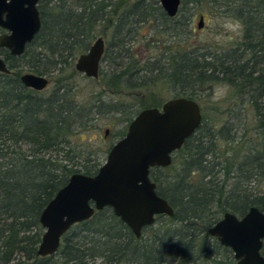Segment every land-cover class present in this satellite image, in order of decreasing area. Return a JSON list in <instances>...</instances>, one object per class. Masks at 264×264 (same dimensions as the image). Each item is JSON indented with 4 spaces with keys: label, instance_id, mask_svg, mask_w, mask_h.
<instances>
[{
    "label": "trees",
    "instance_id": "16d2710c",
    "mask_svg": "<svg viewBox=\"0 0 264 264\" xmlns=\"http://www.w3.org/2000/svg\"><path fill=\"white\" fill-rule=\"evenodd\" d=\"M230 2L246 25L243 49L228 51L224 57L199 54L195 49L178 50L165 64L154 61L150 71L186 88L187 83L224 82L238 89L241 102L247 101L255 111L259 139L246 153L243 145L234 150L235 146L227 144L236 145V135L224 133L230 126L218 127L203 118L175 153L171 165L151 168L157 192L175 210L173 216L166 217L174 224L155 230L146 239L145 228L137 238L111 207H105L72 226L62 239L56 253L59 256L38 257L42 210L73 173L94 175L101 166L100 161L90 163L91 159L80 166L61 163L50 155L70 143L84 126L80 106L62 75L64 69H73L74 61L89 50L101 26L104 31L111 29V36L116 38L131 32L134 19L146 21L156 14L159 26L170 24L172 33L179 36L192 16L189 11L178 19L183 13L181 5L178 14L169 17L159 0L40 1L41 30L25 52L13 56L0 47L10 69L9 73L0 72V264L8 263L15 252L36 258L35 264H96L99 258L103 264H195L205 250L202 238L208 237V228L222 214L230 211L243 216L251 206L264 211V186L258 188L264 183V0ZM25 68L59 83L50 90L27 88L20 78ZM131 68L130 64L117 72L116 84L133 75ZM141 84L133 82L131 86ZM190 89L182 96L196 100V90ZM149 107H161L160 102L140 107L134 115ZM113 109L121 111L120 107ZM134 115L127 119L128 125ZM24 144L30 150L24 149ZM66 152L71 162L75 150ZM74 154L78 157L80 153ZM164 216L159 215L156 221ZM198 221L203 224L201 228Z\"/></svg>",
    "mask_w": 264,
    "mask_h": 264
},
{
    "label": "water",
    "instance_id": "95a60500",
    "mask_svg": "<svg viewBox=\"0 0 264 264\" xmlns=\"http://www.w3.org/2000/svg\"><path fill=\"white\" fill-rule=\"evenodd\" d=\"M40 1L0 0V29L5 30L0 33V47L7 48L13 56L22 55L41 30ZM159 2L169 17H175L182 0ZM203 24L201 17L198 26ZM105 49V39L97 37L89 50L78 56L77 71L98 79ZM0 72H10L2 56ZM20 78L27 88L36 91L47 89L50 83L49 78L34 72L23 73ZM202 121L200 104L189 97H174L161 107L141 110L126 134L111 147L97 173H73L42 210L39 220L44 232L38 255L57 253L73 225L92 218L105 207H111L137 238L144 228L155 224L159 215L173 216L174 208L157 192L151 168L171 165L175 153ZM208 233L233 251L235 264H264V211L259 207L251 206L243 216L225 212Z\"/></svg>",
    "mask_w": 264,
    "mask_h": 264
},
{
    "label": "rangeland",
    "instance_id": "374dc122",
    "mask_svg": "<svg viewBox=\"0 0 264 264\" xmlns=\"http://www.w3.org/2000/svg\"><path fill=\"white\" fill-rule=\"evenodd\" d=\"M185 1L187 4H184L182 0L183 13L178 19L186 17L189 11L192 16L188 27L181 35L173 34L170 24L159 26L156 14L146 21L134 19L130 27L131 32H125L116 38L111 36V29L104 31V27L101 26L98 29L99 34L92 41L93 44L97 37L102 36L106 42L99 78H89L77 71L75 68L77 59L74 61L72 70L68 67L64 69L65 72L62 75L67 77L65 82L71 88L70 95L80 106L84 126L78 130L77 135L72 137L70 143L51 152L50 155L53 158L71 165L80 166V163L87 162L88 159L92 160L89 161L90 163L100 161L102 165L106 161L111 146L122 138L123 132L126 134L129 126L127 119L132 117L140 107L152 106L159 102L161 106L171 98L186 97L182 94L191 87L196 90L195 98L200 104L203 118L210 124L215 123L218 127L230 126L229 129L224 128V133L236 135V145L227 144V147L235 146L234 150H239L240 145H243L244 153L250 150V145L259 139L257 118L250 104L247 101L241 102L238 89L224 82L187 83L186 88L182 87V84L175 85L166 78L160 79L156 72L150 71L154 61L156 64H165L167 57L175 56L178 50L195 49L199 54L210 52V54L224 57L228 51L244 48L246 25L230 0ZM202 16H204V24L200 28L198 24ZM130 64L132 66L130 72L133 75H126L116 84L117 72L126 69ZM26 72L32 71L25 68L21 74ZM44 76L50 80L47 90L59 83L51 76ZM133 82L142 84L133 88L131 86ZM113 107H120L121 111H115ZM220 142L226 148L225 141ZM28 147L23 145L24 149L30 150ZM71 148H74V153L80 154L75 157L72 153L70 157L72 156L73 159L70 162L66 151ZM263 186L264 183L258 188ZM166 217L156 221L152 228H146L145 239L152 237L155 230H163L165 225L174 224ZM2 223L0 221V225ZM198 226L201 228L202 222L198 221ZM42 231L44 232V228ZM202 239L205 250L202 258L195 264H230V256H233L231 249L222 248L217 239L210 234ZM57 256L59 255L55 257ZM12 257L13 259L6 264H35L36 262V258H29L24 252H15ZM40 262L37 263L40 264ZM96 264H103L102 259L96 260Z\"/></svg>",
    "mask_w": 264,
    "mask_h": 264
},
{
    "label": "flooded vegetation",
    "instance_id": "af4514ba",
    "mask_svg": "<svg viewBox=\"0 0 264 264\" xmlns=\"http://www.w3.org/2000/svg\"><path fill=\"white\" fill-rule=\"evenodd\" d=\"M203 17V19H204V16H202ZM2 32H5V30H3V29H0V33H2ZM106 43V42H105ZM162 106V105H161ZM148 227H150V226H148ZM147 228V227H146ZM145 229V228H144ZM144 231V230H143ZM143 234V233H142ZM216 238V237H215ZM217 239V238H216ZM219 242V241H218ZM230 249V248H229ZM233 258H234V254H233ZM234 264H235V258H234Z\"/></svg>",
    "mask_w": 264,
    "mask_h": 264
}]
</instances>
